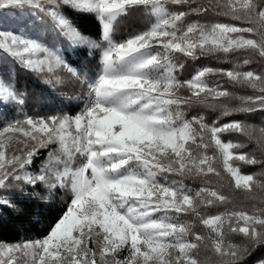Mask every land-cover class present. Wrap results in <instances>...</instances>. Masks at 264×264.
Segmentation results:
<instances>
[{
	"label": "snow or ice",
	"instance_id": "6c2138e0",
	"mask_svg": "<svg viewBox=\"0 0 264 264\" xmlns=\"http://www.w3.org/2000/svg\"><path fill=\"white\" fill-rule=\"evenodd\" d=\"M60 72L74 106L26 110ZM258 110L264 0H0V205L63 194L0 264H264Z\"/></svg>",
	"mask_w": 264,
	"mask_h": 264
},
{
	"label": "trees",
	"instance_id": "16d2710c",
	"mask_svg": "<svg viewBox=\"0 0 264 264\" xmlns=\"http://www.w3.org/2000/svg\"><path fill=\"white\" fill-rule=\"evenodd\" d=\"M78 23L85 34L96 35L98 23L93 17L81 16L78 18ZM139 24L140 18L138 16H129L121 19L117 24L116 38H119L132 27L139 26ZM200 62L205 63L203 60ZM191 68L192 64L189 62L185 73L190 72ZM58 75L61 76L62 83L48 84L41 77L21 74L20 83L26 87L29 94L26 110L43 114L44 112L60 110L61 108L67 110L74 106L76 101L73 96L79 90V86L63 72L58 73ZM240 91L241 94H244L243 90ZM249 119L252 123L260 125L264 117L261 116L258 110ZM62 195V193H57L53 200H49L41 196L28 194L25 199L15 200L17 205L15 208L0 205V239L13 241L22 236L29 237L42 234L59 211L62 204ZM260 252H264V249L258 250L253 255H259Z\"/></svg>",
	"mask_w": 264,
	"mask_h": 264
},
{
	"label": "rangeland",
	"instance_id": "374dc122",
	"mask_svg": "<svg viewBox=\"0 0 264 264\" xmlns=\"http://www.w3.org/2000/svg\"><path fill=\"white\" fill-rule=\"evenodd\" d=\"M75 95H76V94H75ZM75 95L73 96V99H74ZM74 100H75V99H74Z\"/></svg>",
	"mask_w": 264,
	"mask_h": 264
}]
</instances>
